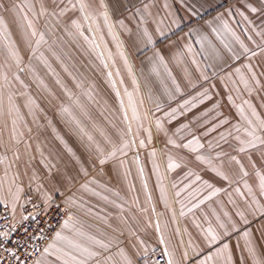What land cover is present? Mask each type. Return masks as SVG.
<instances>
[{"label":"crops","instance_id":"crops-1","mask_svg":"<svg viewBox=\"0 0 264 264\" xmlns=\"http://www.w3.org/2000/svg\"><path fill=\"white\" fill-rule=\"evenodd\" d=\"M75 1L102 51L99 61L105 67L109 95L116 97L135 151L123 153V164L115 162L97 169L88 164L90 168H80V206L71 205L72 209L80 207V214L75 210L67 213L33 264H63L62 256L56 259L60 253L49 255L44 251L53 243L77 255L56 241L57 232L94 251L97 249L87 237L108 243L107 251L99 257L101 264H150V252L156 247L172 264H200L209 252L216 254L217 250L223 253L218 264H228V255L231 264H252L249 241L264 260V195L260 194L264 144L257 143L254 148L241 144V140L249 139L244 130L248 126L237 110L238 105L243 106L250 116L243 104L247 100L264 119V0H88L91 7L87 12H81ZM252 7L257 11L252 12ZM86 14L91 19L85 20ZM221 19L228 22L231 31L222 28ZM145 29L154 40L152 45H146L143 39ZM189 32L193 33L191 37L186 35ZM241 42L248 52H244ZM185 45H191L192 51H187ZM157 51L181 84L182 94L174 92L165 68L156 61ZM178 54L183 63H177ZM234 55L239 58L233 59ZM193 59L209 76L195 89L182 78L184 68L199 78ZM236 68H240L239 74ZM226 73H231L227 88L220 80ZM241 76L248 80L250 92L240 82ZM232 81L239 92L230 91ZM202 87L209 88L212 99L184 112L180 105ZM172 109H177L176 119L169 120L166 113ZM225 119L227 123H220ZM33 123L30 128L38 134L46 133L42 128L51 124L46 120ZM213 125L219 126L210 131ZM257 134L264 138V132ZM193 136L203 145L195 152L183 147ZM241 147L246 150L241 152ZM172 162L178 167L170 168ZM9 174L5 171L0 180V204L6 205L13 216H19L22 193L28 186L39 200L52 197L53 190L39 187L36 177L19 178L16 183ZM47 176L41 177L43 183ZM221 222L227 225L228 236L223 235ZM233 223L239 231L232 230ZM209 227L221 236L211 247ZM245 230L250 232L247 239L242 235ZM224 243L229 245L226 252L222 249ZM89 264L95 262L90 260Z\"/></svg>","mask_w":264,"mask_h":264},{"label":"rangeland","instance_id":"rangeland-1","mask_svg":"<svg viewBox=\"0 0 264 264\" xmlns=\"http://www.w3.org/2000/svg\"><path fill=\"white\" fill-rule=\"evenodd\" d=\"M0 20V180L5 171L16 183L19 178L36 177L39 187L53 190L54 196L68 204V213L75 210L80 214V207H71L73 203L80 206V168L123 164V153L135 151L116 97L109 95L105 67L99 61L102 51L75 0H0ZM33 29L36 37L30 35ZM40 34L43 41L37 46ZM62 106L70 109L71 116L61 113ZM73 118L92 140L78 132ZM45 120L51 121L42 128L46 133L30 128L33 122ZM124 143L128 147L123 152L110 155ZM44 174L48 175L46 183L41 181ZM26 192L34 195L29 186L22 197Z\"/></svg>","mask_w":264,"mask_h":264},{"label":"snow or ice","instance_id":"snow-or-ice-1","mask_svg":"<svg viewBox=\"0 0 264 264\" xmlns=\"http://www.w3.org/2000/svg\"><path fill=\"white\" fill-rule=\"evenodd\" d=\"M78 4H79V10L81 12H87V10L91 7V4L88 3V0H77ZM69 3H71V0H69ZM76 5H73V8H75ZM67 10V9H65ZM65 10L61 11V14H63V12ZM191 11V9H189ZM252 12H256L257 9L252 7L251 8ZM237 12H239L240 15L243 16V12H240L239 9H237ZM196 13L193 12V15H195ZM229 15H231V12H229ZM104 16V21L105 23L108 22V15L105 12L103 14ZM26 18V17H25ZM85 20H89L91 19L90 15H85L83 17ZM217 19H220L219 17ZM174 24H176L177 27H179V24L176 21H173ZM0 24H3V20H0ZM73 24L77 27V29L79 30V25L73 21ZM221 26L223 29L231 31V29L229 28V24L226 20H222L221 19ZM28 28L32 29L33 25L31 23V21H28ZM109 29H111V26L109 25ZM213 32H217V29L213 28L212 29ZM193 33L189 32L186 35L191 37ZM32 37H36L37 36V32L33 29L31 31L30 34ZM81 35H83V33H81ZM161 36L164 35L163 32L160 33ZM233 35H235L233 33ZM85 39H87V37H85ZM143 39L146 43V45H152L154 43V40L152 38V36L149 34V32L147 31V29L144 30L143 32ZM206 39V38H205ZM239 39V38H237ZM43 41V35L40 34L39 39L36 40V44L37 46L40 44V42ZM197 43H201V41H197ZM187 51L191 52L192 51V47L191 45H185ZM225 47H227V45H225ZM241 47L244 49V52H248L249 50L243 45V43L241 42ZM231 51V49H229ZM14 57H16L17 60V64L20 63L19 57L17 55V53L15 51H12L11 53ZM256 53H253V55H255ZM218 55V54H217ZM154 56L156 58V61L159 63V65L163 66L165 68V71L168 74V77L171 79V84L173 86L174 92L177 94H182V89H181V84L177 82V79L175 77L172 76V73L170 71L167 70V64L165 63V59L164 56L162 55V53L160 51H157L154 53ZM239 56L238 55H234L233 59H238ZM177 59V63H183L182 59L180 58L179 54L176 57ZM193 64H196L197 70H199V78H194L193 73L189 72L187 68H184L182 70V78L184 81H186L187 86L190 88H197L199 81H208L209 80V76L206 73V70H200V66L199 64L196 63L195 59H193L192 61ZM106 66V65H105ZM208 67H211V65H209ZM249 67L250 66H246ZM155 70V69H154ZM223 70V69H221ZM235 72L237 74L240 73V68H236ZM109 75H111L109 73ZM213 75H217V73H213ZM231 77V73H226L224 76L220 77V80L223 82L224 87L227 88L228 87V81L230 80ZM17 79H19V77H17ZM252 79L255 80V73H253L252 75ZM240 82L243 83L244 88L247 89L249 92L251 91V88L249 86V82L248 80L244 79L243 76H241L240 78ZM57 84H60L61 82L59 80L56 81ZM257 83H259L257 81ZM41 84H43V81H41ZM233 87L230 89V91H236L239 92L240 89L235 87L236 82L232 81ZM79 86V85H78ZM61 87H64L63 85H61ZM210 87L215 88L216 85H210ZM69 95V98L72 99V94L70 92L67 93ZM169 95L171 96V93H169ZM212 99V96L209 94V88L207 87H202L201 91H197L195 95H193L190 99L185 100L183 104L180 105V108L184 109V112H188L191 111L192 108L197 107L199 104H203L206 100H210ZM228 99L230 102L232 101V97L231 95L228 96ZM29 102L32 105H35L36 108H39V104H37V102L32 99L29 98ZM74 103H76L79 106V102L78 101H73ZM122 103V102H121ZM243 104L247 105L248 110L250 111V116L248 114H246L245 112V108L243 106H237V110L240 116V119L245 122L247 124V128H245V132L247 133V136L249 137L248 140H241V144L246 145L247 148H254L256 147L257 143L260 144H264V138H262L260 135H258V132H264V119H262L257 111L256 108L250 103V101H243ZM215 107H219V105H216ZM157 108H159V105H157ZM42 111V109H41ZM134 113H135V109H133ZM61 113L62 114H66L68 116H71V111L68 107H61ZM176 114H177V109H172L169 113H166V115L168 116L169 120H173L176 119ZM183 114V113H181ZM204 115H207V112L204 113ZM255 118L254 120L252 118ZM227 119L221 121L220 123H227ZM49 123H51V121H49ZM72 123L75 124L76 129L78 130V132L82 135V136H87V133L85 132L84 128L80 127V124L78 121H76L74 118L72 119ZM219 125H213L212 129H210V131H214L216 127H218ZM157 127L160 128L162 127L161 122L158 120L157 121ZM184 128H187V125L183 126ZM129 131H131V129L129 128ZM237 131H239V129H237ZM207 134V133H205ZM60 142L63 144V146L65 147V149L69 152V153H73V149L67 144V142L63 139V137L58 136L57 137ZM88 140H92L91 136H87ZM221 139H224L223 134H221ZM237 139H239V137H237ZM170 143H174V141H169ZM141 146H143V141L140 142ZM128 147L127 143H124L122 145V147H118L116 148L113 152L110 153V155L115 156L117 151L123 152V149ZM183 147L185 148H189L191 151L195 152L197 151L198 148H202L203 145L200 144L199 138L196 136H193V138L191 140H189L186 144L183 145ZM246 148L245 147H241L240 151L243 152L245 151ZM198 160H203V157H197ZM233 159H235V157H233ZM102 164L105 163L104 160L100 161ZM237 163L239 164V161H237ZM170 168H175L178 167V165L175 162H172L169 164ZM243 166H241L242 169ZM213 171H216V169H213ZM218 175L223 176V173L217 172ZM245 175H247V173H245ZM197 179H199V177H197ZM224 179H227L226 176H224ZM209 187H211V185H208ZM19 191V189H18ZM218 191L214 190L213 191V195L215 194V192ZM249 191H251V189H249ZM260 194L264 195V176L260 177ZM50 199V197H49ZM0 203H2V201H0ZM183 214V213H182ZM225 215L227 216V213H225ZM239 215L241 216V218H243V213H239ZM25 219H27V217H25ZM219 219V218H217ZM245 223H247V220H244ZM65 227H67V222H65ZM219 227L222 229H225L223 235L224 236H228L230 233L227 231V225L223 222H221L219 224ZM232 230L233 231H239L235 224H232ZM208 232V242H209V247H211V245L217 243V241H219L221 239L220 234H218L216 232L215 229H213L212 227H209L207 229ZM80 235H83L82 233H79ZM0 235H4L6 236L7 233H0ZM243 237L245 239H247L250 236V232L245 230L242 233ZM56 237V241L58 242H63L67 248L74 250L77 255H74L72 253V251H66L65 248L62 246L60 248H57V245L55 243L50 244L48 248H45V253L49 254V255H55L57 252L60 253V255H56V259L60 260L61 256L63 257V264H89L90 260H93L95 262V264H101L99 257L102 256L103 251H107L109 244L105 243L103 240H99L96 239L95 237H87V239L90 241V244L92 246H94L97 250H93L92 247H86L81 245L80 243L74 242L72 240H68L65 236H62L60 232H57L55 234ZM229 248V245L227 243H224L222 245V249L226 252ZM49 249H52L53 251L50 252ZM248 252L249 255L252 258V264H264V260H262L257 252V249L255 247L251 246V242L249 241L248 243ZM167 254V253H166ZM220 255H223V253L220 250H217L216 254H213L212 252H209L204 258L203 260L200 261V264H218V257ZM185 259H187V253H185ZM105 260H107V258H105ZM226 260L228 262V264H231V256L228 255L226 257ZM168 264H172V261L169 260Z\"/></svg>","mask_w":264,"mask_h":264},{"label":"built area","instance_id":"built-area-1","mask_svg":"<svg viewBox=\"0 0 264 264\" xmlns=\"http://www.w3.org/2000/svg\"><path fill=\"white\" fill-rule=\"evenodd\" d=\"M58 196L37 199L31 192L22 197L19 216L0 204V264H33L68 213ZM27 217V219H25ZM150 264H168L160 247L150 252Z\"/></svg>","mask_w":264,"mask_h":264}]
</instances>
